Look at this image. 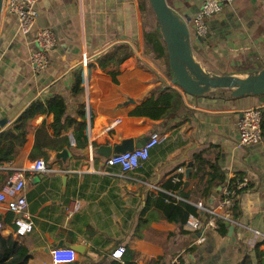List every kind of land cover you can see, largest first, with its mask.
Returning a JSON list of instances; mask_svg holds the SVG:
<instances>
[{"label": "crops", "instance_id": "crops-1", "mask_svg": "<svg viewBox=\"0 0 264 264\" xmlns=\"http://www.w3.org/2000/svg\"><path fill=\"white\" fill-rule=\"evenodd\" d=\"M166 1L190 21L204 0ZM36 8V24L28 34L21 32L12 14L3 9L1 15L0 120L8 121L0 134L33 102L62 98L66 110L59 133L52 127L53 113H38L28 121L25 142L9 162L24 171L33 230L25 237L15 236L13 214L0 203L1 237L27 249V264H53L50 252L66 247L64 244L84 247L71 264H124V256L120 261L110 257L121 246L135 264L172 260L240 264L245 254L257 264L255 254L264 256V143L242 148L236 143L241 112L264 109L261 97L233 98L228 90H216L193 98L173 85L168 60L155 53L156 44L163 40L148 0H38ZM207 25V36L198 42L189 23L192 53L205 71L245 76L264 66V0H233ZM41 27L53 30L58 46L48 54L46 69L38 73L30 58L35 33ZM125 52L129 55L120 63L100 66L107 55L115 53L118 58ZM78 79L76 93L73 88ZM165 88L181 95L171 113L159 120L131 114ZM81 124L85 125L83 131L76 129ZM153 134L160 143L133 172L107 167L100 158L73 154L66 165L55 160L58 152L71 147L72 140L78 149L115 148L126 140L135 143ZM38 135L47 144L41 151L44 156L33 152ZM51 144L60 145V150ZM199 155L207 165L192 177ZM40 158L47 162L48 172L30 170L32 162ZM9 162L0 166V188L9 179ZM211 164L227 179L248 180L247 189L241 191L231 210V234L228 228L226 234L217 227L189 230L167 217L169 206L179 202L195 206L201 215L220 204L227 190L223 185L215 187L206 202L196 194L184 199L179 193L181 188L186 193L202 185ZM178 183L183 184L179 190Z\"/></svg>", "mask_w": 264, "mask_h": 264}, {"label": "built area", "instance_id": "built-area-1", "mask_svg": "<svg viewBox=\"0 0 264 264\" xmlns=\"http://www.w3.org/2000/svg\"><path fill=\"white\" fill-rule=\"evenodd\" d=\"M38 0H3V9L12 14L23 34L32 31L36 24L38 12L36 8ZM233 0H204L199 12L188 21L192 23L194 37L204 39L208 34V20L221 13L224 6L231 5ZM190 28V27H189ZM191 32V31H190ZM35 51L31 55L30 62L36 72L44 71L48 65V54L58 46V39L49 27L39 28L34 36ZM85 58L83 59V64ZM261 108H250L241 112L237 122L238 141L237 148L261 143ZM160 143L158 135L153 134L140 148L131 151L112 155L106 162L107 167H119L123 173L133 172L149 158L150 151ZM7 170L11 176L4 186L0 188V203L6 205L8 211L13 214L12 224L14 234L17 237H25L33 230V221L27 209V201L24 194L26 179L24 171L14 169L12 163L7 164ZM30 170L35 173H45L49 171L48 164L43 159L32 162ZM182 171V170H181ZM248 180H238L234 184V189L229 192L225 190V197L220 200V204L213 210L207 211L210 218L202 221L198 217L189 216L185 225L189 230L200 231L202 228H216L217 221L221 220L234 224L231 215V208L236 202V193L247 187ZM201 207V203H199ZM4 232L3 223L0 221V236ZM202 239H199V242ZM124 247L121 246L111 253L110 257L120 261L124 254ZM53 264H71L77 261V252L68 247H57L51 252ZM167 264H180L177 260H172Z\"/></svg>", "mask_w": 264, "mask_h": 264}, {"label": "trees", "instance_id": "trees-1", "mask_svg": "<svg viewBox=\"0 0 264 264\" xmlns=\"http://www.w3.org/2000/svg\"><path fill=\"white\" fill-rule=\"evenodd\" d=\"M148 39L153 42V40L149 36ZM155 53L158 55V57L168 60L164 42L161 45L156 44ZM114 54L115 53L107 55L100 62V66L106 67L111 62L118 64L122 60L126 59L129 55L125 52L122 53L120 57L116 58V55ZM80 82L81 79H78L76 85L73 88V91L76 93L80 90ZM180 101L181 95L178 91H176L175 89L165 88L162 92L156 94L155 96L152 95L147 101L144 102L143 105H141V107L135 109L131 114L133 116L147 117L151 120H159L176 109V107L180 104ZM65 110V102L62 98L54 97L45 102H33L32 105L28 109H26L25 112L18 118V120L15 124H13L12 127L8 128L6 131L0 134V166L3 163L12 160L15 154H17L18 150L24 144L27 132L26 125L30 119H32L38 113H53L54 121L52 127L54 128V131H56V133H59L60 128L62 129V126H59V124L61 123ZM261 110V141L264 143V109ZM67 125H72L71 121H68ZM76 129L83 131L85 129V125H77ZM78 136L79 134L76 135V138H78ZM46 146L47 144L42 142L41 135H38L33 146V152H39L44 156V153L41 151H43V148H45ZM51 148L60 150L61 146L58 144H51ZM31 157L34 158L33 155ZM195 163V170L192 174V177L198 176L203 166L207 165L206 161L200 155L196 156ZM10 176L11 172H8L7 178ZM239 178L240 177L236 176L235 178L227 179L222 171H220L215 165L211 164L207 172V178L202 185L186 193H184L185 189L183 190L181 188L183 184L178 183L176 185V188L178 190L181 188L179 190V193L184 199H188L189 195L191 194H196L197 197H200L203 201L206 202L211 197L213 189L215 187L223 185L224 187H227L228 191H232L234 189V184L239 180ZM240 194L242 193H236V197H239ZM235 206L236 204L234 203V206L231 208L232 211L235 210ZM191 215L205 221V219L208 218L209 214L207 215L205 213L201 215L200 211H198L195 206L184 202H179L176 204V206H169L167 211L168 219L172 220L173 223H179L180 225H184L188 217ZM217 229L220 233L226 234L227 227L224 221H217ZM126 253L127 252L123 254L124 264H135L129 261V258L126 257ZM11 257H13V260L9 262V259ZM255 257L258 260L257 264H264V256L255 254ZM28 259L29 253L22 244L14 241L11 238L4 239L0 236V264H27ZM112 264L121 263L112 262ZM240 264H252L250 255L245 254Z\"/></svg>", "mask_w": 264, "mask_h": 264}, {"label": "water", "instance_id": "water-1", "mask_svg": "<svg viewBox=\"0 0 264 264\" xmlns=\"http://www.w3.org/2000/svg\"><path fill=\"white\" fill-rule=\"evenodd\" d=\"M150 8L155 16L158 30L161 38L165 43L166 53L168 56L169 71L171 74V83L183 90L185 94L193 98H201L216 90H228L230 96L239 98L244 96H259L264 102V66L246 74L245 76L234 75H216L205 71L195 60L191 41L192 35L188 27V19L182 18L170 8L166 0H148ZM3 12V0H0V20ZM200 42L201 38L195 37ZM128 100V99H127ZM130 101V100H128ZM8 120H0V130L6 125ZM148 138H143L133 143L132 140L122 142L115 148L110 145H102L94 148L78 149L74 147V141L71 147L58 152L55 160L61 161L66 165L72 155L84 156L89 158H100L106 162L111 155L131 151L134 148L142 147ZM190 166L186 169L185 176L188 179ZM63 188L65 187L66 177H62ZM229 233L233 231V225L224 222ZM200 236V234H198ZM59 244V246H61ZM68 248L74 249L77 253L82 254L84 247L80 245L64 244Z\"/></svg>", "mask_w": 264, "mask_h": 264}]
</instances>
